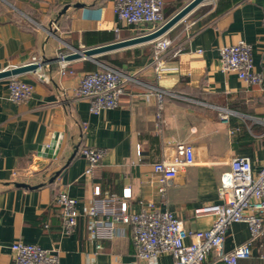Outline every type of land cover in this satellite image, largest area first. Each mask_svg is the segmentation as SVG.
I'll use <instances>...</instances> for the list:
<instances>
[{
    "label": "crops",
    "instance_id": "obj_1",
    "mask_svg": "<svg viewBox=\"0 0 264 264\" xmlns=\"http://www.w3.org/2000/svg\"><path fill=\"white\" fill-rule=\"evenodd\" d=\"M114 1L0 0V71L33 58L45 60L35 71L15 75L33 86L27 101L10 100L12 76L0 78V264H13L10 245L17 240L55 248L59 264H128L136 252L131 225L115 222L110 238L96 239L89 232L94 199L123 200V192L129 189L130 196L124 200L130 211L154 203L176 215L186 230H204L213 225L214 216H196L193 210L221 202L220 175L229 168L230 159L247 156L255 169L264 159V89L246 83L235 72L222 71L219 51L238 41L251 44L254 69L264 75V0L198 4L162 35L181 43L183 50L166 56L159 72L152 65L155 39L106 52L117 56L120 69L136 74L141 83L126 85L119 106L94 113L77 89L83 74L96 70L103 63L98 56L106 53L94 59L64 60L69 70L64 74L54 58L72 48L149 31L148 25L120 21ZM189 1L163 0L164 19ZM148 85L166 91L161 100ZM222 107L233 112L227 122L220 118ZM175 142L191 143L195 161L168 180L161 195L152 163L171 158ZM91 146L105 147L107 154L87 174L83 150ZM13 181L38 186L16 187ZM60 190L77 200L78 222L70 234L62 230L56 201ZM102 218L107 220L105 214ZM250 237L245 222H232L224 250ZM149 263L173 264V258L161 254ZM205 264L225 263L211 250ZM237 264H264L262 239H252L250 255Z\"/></svg>",
    "mask_w": 264,
    "mask_h": 264
},
{
    "label": "built area",
    "instance_id": "obj_2",
    "mask_svg": "<svg viewBox=\"0 0 264 264\" xmlns=\"http://www.w3.org/2000/svg\"><path fill=\"white\" fill-rule=\"evenodd\" d=\"M163 0H115L114 12L118 19L127 25H148L149 31L156 30L164 21ZM118 31V27L115 28ZM145 34V33H143ZM183 50L181 43H175L169 37L159 36L154 41L152 65L159 72L166 56H176ZM200 52V50H197ZM220 51V68L232 71L251 85H260L264 89V75L254 69L252 45L238 41L223 45ZM65 54H60L63 57ZM59 72H68L64 59L59 60ZM32 62H37L33 58ZM44 77H42L43 79ZM129 82L141 83L136 74L100 63L96 70L85 72L80 79L77 94L89 101V111L99 112L103 108H113L120 104V96ZM156 97L161 100L165 90L148 85ZM33 86L17 76L8 80V98L14 102L27 101L32 97ZM148 97V95H147ZM227 108H220V118L227 122ZM258 122H263L258 120ZM48 146V145H47ZM107 148L87 147L83 155L87 165L85 173H92L105 155ZM195 161L194 147L191 143L175 142L174 155L152 163L156 173L159 193L162 195L168 180L192 165ZM219 203L202 204L194 208L196 216L213 215V225L204 230H186L182 221L171 211L161 210L154 203L144 204L139 211H130L126 200L129 189L123 192V200L114 196L94 199L89 209V232L96 239L110 238L113 235V223L130 224L135 246V259L128 264H150L161 254H169L173 264H205L208 253L216 250L225 264H237L241 258L250 255V243L254 238L264 242V159L259 167H253L247 156H234L229 168L220 175ZM94 194L100 195L95 186ZM56 201L61 209L64 234L72 233L78 222L77 200L66 190H60ZM110 203V204H108ZM105 214L107 220L102 218ZM107 214H110V218ZM242 221L248 225L250 239L229 251L224 250V238L227 227L232 222ZM190 239L189 242L186 239ZM97 248L100 244L97 243ZM13 264H59V254L55 248H43L37 244L17 240L10 245Z\"/></svg>",
    "mask_w": 264,
    "mask_h": 264
},
{
    "label": "water",
    "instance_id": "obj_3",
    "mask_svg": "<svg viewBox=\"0 0 264 264\" xmlns=\"http://www.w3.org/2000/svg\"><path fill=\"white\" fill-rule=\"evenodd\" d=\"M203 1L204 0H190L181 9H179L174 15H172L171 17L166 19L156 30H154L152 32L141 34L138 36H134V37H131L128 39L113 41V42L106 43L103 45L85 48V49L72 48V51L65 54L63 57L58 55L54 59L58 60V61L60 59L72 60V59H77V58H81V57H87V58H93L94 59V56L102 54V53H106L109 51H113V50H116V49H119L122 47L134 45L137 43L152 41V40L158 38L159 36L163 35L164 33H166L177 22H179L186 14H188L193 8H195L198 4H200ZM75 6H77V4ZM66 8H67V5H65L61 9V11L58 13V16L60 14L64 13ZM50 32L54 33L55 31L51 30ZM44 61L45 60H42L39 62H30V63H26L23 65L11 67L9 69H3L0 71V78L15 76V75L27 72V71H35L40 65H42V63ZM73 155H74V152L72 153L70 158L66 161V164L69 162V160L72 158ZM61 173H62V169L56 171L54 173V175L50 178V181H53V179H55ZM12 183L16 187L33 188V187L38 186V185H30L28 183L20 182V181H13Z\"/></svg>",
    "mask_w": 264,
    "mask_h": 264
},
{
    "label": "trees",
    "instance_id": "obj_4",
    "mask_svg": "<svg viewBox=\"0 0 264 264\" xmlns=\"http://www.w3.org/2000/svg\"><path fill=\"white\" fill-rule=\"evenodd\" d=\"M217 11H218V8L216 7L215 8V12H217ZM97 59L99 61L109 65V66L115 67L117 69L121 68V62H120L119 58H117V56H115L113 54H107V53L106 54H102V55L98 56Z\"/></svg>",
    "mask_w": 264,
    "mask_h": 264
},
{
    "label": "rangeland",
    "instance_id": "obj_5",
    "mask_svg": "<svg viewBox=\"0 0 264 264\" xmlns=\"http://www.w3.org/2000/svg\"><path fill=\"white\" fill-rule=\"evenodd\" d=\"M247 121V120H246Z\"/></svg>",
    "mask_w": 264,
    "mask_h": 264
}]
</instances>
